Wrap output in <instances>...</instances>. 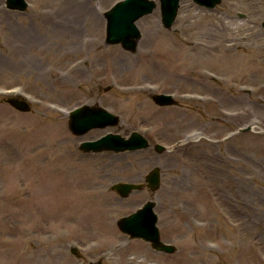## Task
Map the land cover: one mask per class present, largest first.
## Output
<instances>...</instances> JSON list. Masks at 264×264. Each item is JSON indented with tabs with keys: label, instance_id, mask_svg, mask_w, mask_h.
Listing matches in <instances>:
<instances>
[{
	"label": "rangeland",
	"instance_id": "rangeland-1",
	"mask_svg": "<svg viewBox=\"0 0 264 264\" xmlns=\"http://www.w3.org/2000/svg\"><path fill=\"white\" fill-rule=\"evenodd\" d=\"M118 1L27 0L20 11L0 0V264H264V0H181L171 29L155 0L135 53L105 43ZM163 93L175 102L158 105ZM85 104L120 122L74 134L69 112ZM134 131L150 147L79 148ZM154 167L158 190H111ZM149 200L173 254L117 225Z\"/></svg>",
	"mask_w": 264,
	"mask_h": 264
},
{
	"label": "water",
	"instance_id": "water-1",
	"mask_svg": "<svg viewBox=\"0 0 264 264\" xmlns=\"http://www.w3.org/2000/svg\"><path fill=\"white\" fill-rule=\"evenodd\" d=\"M200 6L214 9L222 0H193ZM161 10V22L164 28L170 29L174 25L181 0H159ZM8 8L24 11L28 6L26 0H6ZM158 7L155 0H120L105 12L107 45H121L127 51L135 53L138 49L142 32L137 21L142 17L154 12ZM264 28V22L262 23ZM154 101L161 106L170 105L175 102L172 95L157 94L153 96ZM7 102L16 109L30 112L31 106L24 100L8 98ZM120 117L104 107L85 104L70 112V129L77 135L82 136L95 128H106L116 126ZM150 147L148 139L139 132H132L129 136L119 133H107L97 140L84 141L80 149L84 152L112 151L116 153L125 151H137ZM162 144H156L155 150L162 153L165 150ZM146 183V184H145ZM145 183L116 182L111 189L116 191L122 198H127L132 193L142 190L145 185L152 191L161 186V169L154 167L146 176ZM155 202L147 201L137 211L121 217L117 221L120 230L131 238L143 239L160 252L173 254L176 246L164 242L161 239L160 229L157 225L158 216L155 212Z\"/></svg>",
	"mask_w": 264,
	"mask_h": 264
},
{
	"label": "bare ground",
	"instance_id": "bare-ground-1",
	"mask_svg": "<svg viewBox=\"0 0 264 264\" xmlns=\"http://www.w3.org/2000/svg\"><path fill=\"white\" fill-rule=\"evenodd\" d=\"M254 127V126H253ZM202 136L199 134V133H194V134H192V135H189L188 136V139H195V140H198V139H200Z\"/></svg>",
	"mask_w": 264,
	"mask_h": 264
}]
</instances>
